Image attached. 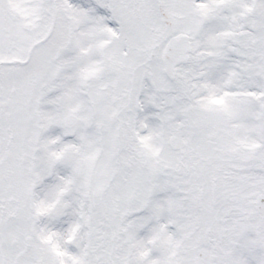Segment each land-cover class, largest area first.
Returning <instances> with one entry per match:
<instances>
[{
  "label": "snow or ice",
  "instance_id": "6c2138e0",
  "mask_svg": "<svg viewBox=\"0 0 264 264\" xmlns=\"http://www.w3.org/2000/svg\"><path fill=\"white\" fill-rule=\"evenodd\" d=\"M0 264H264V0H0Z\"/></svg>",
  "mask_w": 264,
  "mask_h": 264
}]
</instances>
